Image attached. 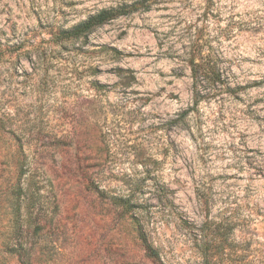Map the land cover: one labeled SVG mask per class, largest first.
Instances as JSON below:
<instances>
[{"label": "rangeland", "instance_id": "rangeland-1", "mask_svg": "<svg viewBox=\"0 0 264 264\" xmlns=\"http://www.w3.org/2000/svg\"><path fill=\"white\" fill-rule=\"evenodd\" d=\"M0 264H264V0H0Z\"/></svg>", "mask_w": 264, "mask_h": 264}, {"label": "trees", "instance_id": "trees-1", "mask_svg": "<svg viewBox=\"0 0 264 264\" xmlns=\"http://www.w3.org/2000/svg\"><path fill=\"white\" fill-rule=\"evenodd\" d=\"M136 6L137 4H134L132 6H121L117 9H108L101 11L97 15L91 17L85 23L74 28L73 30L67 32L63 31V34L69 41H77L81 37L86 35L89 31H91L93 28L105 25L106 23L120 16L130 14L131 12L136 10ZM189 63L191 66V77L193 79L194 87L196 90V103H198L200 99H203L205 97L202 95V93L200 94L197 91L198 86L203 87L205 89L206 85H210L215 88L216 84L223 83L222 74L217 69L218 60L214 57L213 54L202 56L199 59L192 56L191 59H189ZM148 250H151L150 252H152V247L151 249L148 248Z\"/></svg>", "mask_w": 264, "mask_h": 264}]
</instances>
